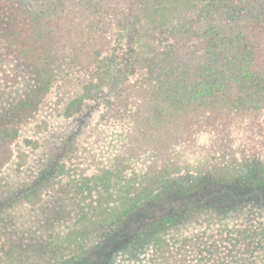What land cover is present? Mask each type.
<instances>
[{"label":"rangeland","instance_id":"374dc122","mask_svg":"<svg viewBox=\"0 0 264 264\" xmlns=\"http://www.w3.org/2000/svg\"><path fill=\"white\" fill-rule=\"evenodd\" d=\"M125 46L136 47L130 38ZM64 63L47 96L19 120L11 157L0 168V264H149L156 254L145 227L175 215L160 232L171 258L184 256L186 264H264V187L241 192L215 179L217 171L255 162L261 168L255 184L264 182V115L257 130L232 124L199 134L189 153L174 141L175 165L190 171L164 176L169 161L148 142L145 146L139 133L149 103L140 99L152 88L149 77L138 69L116 95L103 86L102 94L85 101L82 114L70 118L67 106L94 80L80 72L81 59ZM16 66L11 60L0 67L2 106L18 100L29 85L25 69ZM205 162L213 181L192 192ZM164 181L183 188L165 194ZM147 186L154 189L152 198L125 217V194L132 198ZM119 226L128 229L125 248L114 245L124 236Z\"/></svg>","mask_w":264,"mask_h":264},{"label":"trees","instance_id":"16d2710c","mask_svg":"<svg viewBox=\"0 0 264 264\" xmlns=\"http://www.w3.org/2000/svg\"><path fill=\"white\" fill-rule=\"evenodd\" d=\"M129 38L136 47L122 49ZM74 58L82 60L78 68L94 84L81 86L66 117L82 114L85 101L102 94L103 86L120 93L139 69L152 83L140 99L149 102L137 123L141 140L169 161L164 176L190 171L175 165L179 148L174 141L189 153L199 134L232 124L257 130L258 117L264 115V0H0V67L12 60L15 70L23 67V76L29 77L18 100L0 102V168L11 157L10 141L21 117L47 96L64 61ZM210 166L205 162L197 169L202 177L192 192L212 183ZM260 169L255 162L233 165L217 171L215 179L229 189L257 190L264 187V182L255 184ZM161 188L167 194L183 187L164 181ZM153 191L147 186L132 198L125 194L123 215L131 216ZM177 217L145 227L156 254L149 264H186L184 256H169L160 235ZM118 229L124 236L114 245L125 248L128 229Z\"/></svg>","mask_w":264,"mask_h":264}]
</instances>
